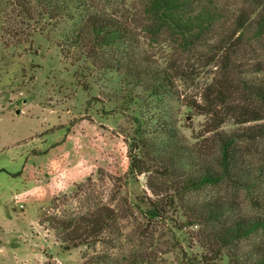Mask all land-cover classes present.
<instances>
[{
  "label": "rangeland",
  "instance_id": "1",
  "mask_svg": "<svg viewBox=\"0 0 264 264\" xmlns=\"http://www.w3.org/2000/svg\"><path fill=\"white\" fill-rule=\"evenodd\" d=\"M88 1L94 11L131 17L132 11L143 13L151 0ZM121 1L132 11L127 13ZM36 5L31 0L27 12L0 0V264H93L98 255L111 256V264H203L194 260L203 251L197 229L144 219L152 197L146 184L150 174L130 170L133 139L140 134L134 118L138 103L115 72L94 68L81 53L67 50L72 21L44 15ZM172 41L164 32L153 40L142 31L135 52L176 69L179 97L169 102L168 115L182 137L194 143L207 119L194 115L190 106L219 73L199 65L209 63L199 56L188 62L172 56L170 50L177 48ZM232 82L230 91L241 92ZM257 125L264 121L236 125L231 120L223 130L243 136ZM240 140L244 147L252 143ZM257 153L262 156L261 149ZM213 197L231 202L239 214H260L247 193L227 185L190 195L198 201ZM102 207L119 217L122 236L115 249L102 242L68 246L51 221Z\"/></svg>",
  "mask_w": 264,
  "mask_h": 264
},
{
  "label": "trees",
  "instance_id": "2",
  "mask_svg": "<svg viewBox=\"0 0 264 264\" xmlns=\"http://www.w3.org/2000/svg\"><path fill=\"white\" fill-rule=\"evenodd\" d=\"M10 1L29 11L31 0ZM237 1L151 0L143 13L121 1L127 13L132 11L129 17L94 11L88 0H36L44 15L73 22L65 36L67 50L81 53L94 68L115 72L138 103L134 118L140 134L133 139L130 170L150 174L146 184L152 197L142 211L144 219L152 225L168 221L182 230L197 229L195 239L203 251L194 260L203 264H264V125L243 136L223 130L231 120L236 125L264 121V0ZM142 31L153 40L164 32L177 45L170 50L172 56L186 62L199 56L209 62L199 65L219 73L190 106L194 115L207 119L194 143L182 137L168 115L169 102L179 97L176 69L135 52ZM232 80L241 92L230 91ZM238 95L243 97L235 100ZM244 137L252 142L249 147L242 145ZM221 185L247 193L260 214H239L221 197L190 198ZM51 221L65 234L68 246L102 242L115 249L122 236L118 214L109 207ZM93 260L111 264L107 255Z\"/></svg>",
  "mask_w": 264,
  "mask_h": 264
}]
</instances>
